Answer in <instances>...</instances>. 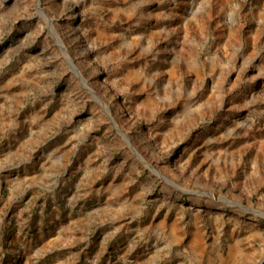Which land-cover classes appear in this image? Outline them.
<instances>
[{
  "label": "rangeland",
  "instance_id": "1",
  "mask_svg": "<svg viewBox=\"0 0 264 264\" xmlns=\"http://www.w3.org/2000/svg\"><path fill=\"white\" fill-rule=\"evenodd\" d=\"M0 264H264V0H0Z\"/></svg>",
  "mask_w": 264,
  "mask_h": 264
},
{
  "label": "water",
  "instance_id": "2",
  "mask_svg": "<svg viewBox=\"0 0 264 264\" xmlns=\"http://www.w3.org/2000/svg\"><path fill=\"white\" fill-rule=\"evenodd\" d=\"M37 2H38V6H40V0H37ZM61 42V41H60ZM61 45H62V43H61ZM63 46V45H62ZM64 48V47H63Z\"/></svg>",
  "mask_w": 264,
  "mask_h": 264
}]
</instances>
